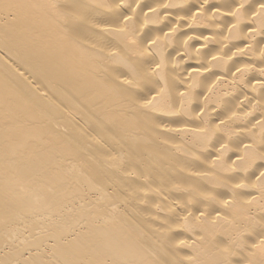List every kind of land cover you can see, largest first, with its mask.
<instances>
[{
	"label": "bare ground",
	"instance_id": "6f19581e",
	"mask_svg": "<svg viewBox=\"0 0 264 264\" xmlns=\"http://www.w3.org/2000/svg\"><path fill=\"white\" fill-rule=\"evenodd\" d=\"M0 264H264V0H0Z\"/></svg>",
	"mask_w": 264,
	"mask_h": 264
}]
</instances>
